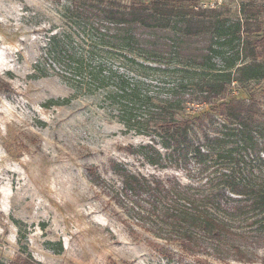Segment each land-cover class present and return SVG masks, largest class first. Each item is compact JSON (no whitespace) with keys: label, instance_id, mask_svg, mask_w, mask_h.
I'll list each match as a JSON object with an SVG mask.
<instances>
[{"label":"trees","instance_id":"1","mask_svg":"<svg viewBox=\"0 0 264 264\" xmlns=\"http://www.w3.org/2000/svg\"><path fill=\"white\" fill-rule=\"evenodd\" d=\"M50 1L59 23L44 30L34 75L53 71L96 97L124 132L146 138L131 153L164 172L111 161L108 193L128 234L166 258L255 261L264 247V108L254 96L228 98L230 84L253 77L252 18L222 19L197 0ZM219 39L237 40L250 61L236 66L231 52L217 66ZM86 171L101 185L96 168Z\"/></svg>","mask_w":264,"mask_h":264},{"label":"rangeland","instance_id":"2","mask_svg":"<svg viewBox=\"0 0 264 264\" xmlns=\"http://www.w3.org/2000/svg\"><path fill=\"white\" fill-rule=\"evenodd\" d=\"M197 2L216 8L222 19L252 18L255 67L245 74L253 77L230 84L228 98L254 96L264 108V41H258L264 40V0ZM52 23L59 20L50 0H0V262L200 264L191 256L166 258L143 237L135 241L128 234L108 193L116 179L111 161L142 173L164 172L131 153L146 138L124 132L96 97L75 93L53 71L34 75L44 30ZM215 46L219 56L213 53L211 61L221 68L231 52L236 66L250 61L237 40L225 45L219 39ZM91 166L103 178L99 186L87 176ZM257 252L251 263L228 264H264V247Z\"/></svg>","mask_w":264,"mask_h":264}]
</instances>
